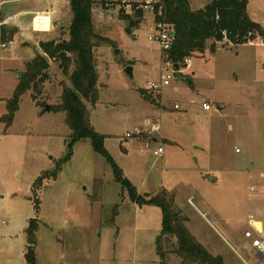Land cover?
<instances>
[{"label":"rangeland","instance_id":"374dc122","mask_svg":"<svg viewBox=\"0 0 264 264\" xmlns=\"http://www.w3.org/2000/svg\"><path fill=\"white\" fill-rule=\"evenodd\" d=\"M144 1L93 6V29L100 40L98 100L93 107L84 102L90 124L140 194L159 188L174 195L186 227L211 254L227 264H256L255 255L238 242L250 230L247 218L264 213V39L233 45L224 38L215 52L194 54L191 68L181 64L169 84L148 90L154 106L139 88L171 74L159 44L148 39L155 33L154 13L143 9L138 27L126 30L136 16L133 4ZM209 1L190 5L201 8ZM24 8L33 10L23 15ZM48 9H55L49 31H34L32 13ZM247 10L264 28V0H248ZM71 19L69 0H0V25L15 29L12 43H0V115L6 111L3 99L11 97L18 82L17 72L40 53V42L67 37ZM49 64L36 100L26 92L11 125L0 121V221L5 222L0 264H25L31 220L38 224L36 264H181L175 241L162 242L163 259L158 253L160 209L129 201L90 138L74 142L67 155L71 130L65 113L54 108L69 80L58 62ZM150 122L159 126L153 135ZM158 146L163 148L159 156L154 154ZM38 177L42 182L36 190Z\"/></svg>","mask_w":264,"mask_h":264},{"label":"trees","instance_id":"16d2710c","mask_svg":"<svg viewBox=\"0 0 264 264\" xmlns=\"http://www.w3.org/2000/svg\"><path fill=\"white\" fill-rule=\"evenodd\" d=\"M114 1L120 0H69L72 19L67 37L39 43L40 53L25 62L23 71L17 72L18 82L11 97L5 99L6 111L0 116V121L5 127L11 125L21 96L26 92L30 91L31 96L36 100L42 83L48 79L49 61L58 62L62 74L69 80V84L63 83L60 102L54 108L56 112L65 113L64 122L71 130L67 155H70L74 142L86 137L90 138L94 151L104 156L110 164L114 180L121 185L122 192L126 194L129 201L139 206L151 205L160 209L162 218L157 250L162 259L165 257L162 242L175 241L173 251L181 259V264H225L221 256L211 254L188 230L186 217L176 207L173 194L165 189H160L153 194L138 192L136 186L124 176L122 169L104 147V137L90 124L89 110L84 102H89L93 107L98 100L95 53L100 40L93 29L92 9L97 3L106 5ZM160 1L162 4H155L154 16L157 21L169 24L174 35L170 49L161 50V52L165 60H169L176 69H179L181 64L184 65V59L196 56L194 54L200 55L206 50L214 52L218 47L217 43L224 38L233 45L247 43L257 36L264 39V28L253 21L247 13L248 0H211L197 9L191 8L189 0ZM170 1L173 3V9L170 8ZM137 5L139 6V4H133L136 16L128 20L129 26L126 30L131 31L132 28L138 27L141 21L143 9L136 8ZM159 5L162 6V16L157 14ZM13 33L15 29H7L0 25V43H9ZM208 42L209 46H207ZM187 83L191 85V81L188 80ZM139 92L146 101L154 106L157 105L152 92L143 88H139ZM36 104L38 105V101ZM41 182L40 177L34 181L36 190ZM35 205L37 206L36 202ZM117 208L116 204L113 208L112 221ZM37 227V221L31 220L26 228L25 264H36L35 231Z\"/></svg>","mask_w":264,"mask_h":264},{"label":"built area","instance_id":"2783aa9c","mask_svg":"<svg viewBox=\"0 0 264 264\" xmlns=\"http://www.w3.org/2000/svg\"><path fill=\"white\" fill-rule=\"evenodd\" d=\"M155 3L157 2L154 0H145L142 3H139V7L142 9H149L152 11V13H154ZM162 13H163L162 6L159 5L157 14L162 16ZM32 14H33L32 23H31L32 29L34 31H49L50 24H51L50 21L52 19V16L55 14V9H48L42 12L35 11ZM46 23H47V26H45ZM154 29H155V33L152 35H149L148 39L150 41H154L158 43L162 51H167L168 49H170L173 39H174L173 30L170 27V25L166 24L163 21H156V25ZM1 45L4 46L6 44L4 45L1 44ZM183 62L188 64V59H184ZM165 65H166L165 69H171V74L169 73L162 74L159 84L152 82L150 83L149 86H147L148 88H145V89L158 90L160 89L159 88L160 85L169 84L170 78L172 74H174V72L178 73L181 71L179 69H176V66H174L169 60H165ZM202 106L204 109H209V104H207L206 102H203ZM174 107L177 108V105H174ZM146 123L147 124L149 123L148 119L146 120ZM150 123H151L150 130L148 131V133L153 135V133H155L159 129V126L157 125V123H154V122H150ZM125 136L129 137L130 134L127 133ZM162 153H163L162 146H158L154 150L155 155L159 156ZM4 223L5 222L1 220L0 226L3 225ZM243 238L248 242L251 249H253L254 252L258 254L261 264H264V237L262 236L261 232H258V230L253 225H251V229L246 230L244 232Z\"/></svg>","mask_w":264,"mask_h":264},{"label":"crops","instance_id":"0c3cea01","mask_svg":"<svg viewBox=\"0 0 264 264\" xmlns=\"http://www.w3.org/2000/svg\"><path fill=\"white\" fill-rule=\"evenodd\" d=\"M190 1V4H192V1L193 0H189ZM197 2L195 3V4H197L200 0H196ZM194 2H195V0H194ZM191 6V5H190ZM204 6V5H203ZM202 6V7H203ZM197 9V8H196ZM32 10L33 9H28V8H24V9H21L20 10V13L21 14H23V15H28V14H30L31 12H32ZM247 13H248V15H249V17L251 18V19H253V17L251 16V14H250V12H248V10H247ZM57 21V20H56ZM255 39V38H254ZM248 42H252V40L251 41H248ZM10 43H12L11 41H10ZM25 51V50H24ZM215 52V51H214ZM28 53V51L27 52H25V54H27ZM191 61H192V57H191V59H188V64H187V69L190 67L191 68V66H190V63H191ZM192 73V75L195 73L194 71H192L191 72ZM7 99V98H6ZM5 103V99H3V105H5L4 104ZM219 109H221V108H219ZM3 114V113H2ZM1 114V115H2ZM0 115V116H1ZM146 120H147V118L145 119V122H146ZM149 120V119H148ZM163 140L166 142L167 141V139L166 138H163ZM210 179L212 180L213 178L212 177H210ZM159 190V188L158 189H156V190H154V191H151V192H146L147 194H153V193H155V192H157ZM221 221V220H220ZM223 222V221H222ZM256 222H258L259 223V227H257L256 226ZM220 223V222H219ZM224 224H225V222H223ZM186 224H187V222H186ZM247 224H248V228H250L251 229V225H253L257 230H258V232H261V234H262V236L264 237V213H261V212H259V211H257L256 213H254V215H250L248 218H247ZM247 228V229H248ZM192 232V234L195 236V238L197 239L198 237V235L197 234H195L193 231H191ZM202 242V241H201ZM203 246H204V242H202L201 243ZM238 244H239V246L241 247V249L245 252V253H250V254H253V255H255V261H256V264L258 263V264H261V262H260V260H259V256H258V254L257 253H255L254 252V250L253 249H251V247L249 246V244H248V242L243 238L241 241H239L238 242ZM206 246V245H205ZM204 246V247H205ZM206 248V247H205ZM239 256L241 257V255L239 254ZM223 258V261H224V263L225 264H227V262H226V260H225V258L224 257H222ZM242 258V261H243V257H241ZM245 260V259H244ZM246 264H248V263H246Z\"/></svg>","mask_w":264,"mask_h":264},{"label":"water","instance_id":"95a60500","mask_svg":"<svg viewBox=\"0 0 264 264\" xmlns=\"http://www.w3.org/2000/svg\"><path fill=\"white\" fill-rule=\"evenodd\" d=\"M169 5H170V8L173 9L172 1L169 2ZM60 24H61V21L57 20L56 21V25L60 26ZM115 55H116L117 58H120V51L118 49H115ZM124 71L130 78L132 77V67L127 66ZM46 110H49L48 106H46ZM256 226L259 227V223L258 222H256Z\"/></svg>","mask_w":264,"mask_h":264}]
</instances>
